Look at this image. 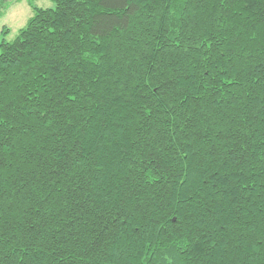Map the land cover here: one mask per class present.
<instances>
[{"label": "trees", "instance_id": "1", "mask_svg": "<svg viewBox=\"0 0 264 264\" xmlns=\"http://www.w3.org/2000/svg\"><path fill=\"white\" fill-rule=\"evenodd\" d=\"M52 1L0 43V264H264V0Z\"/></svg>", "mask_w": 264, "mask_h": 264}, {"label": "rangeland", "instance_id": "2", "mask_svg": "<svg viewBox=\"0 0 264 264\" xmlns=\"http://www.w3.org/2000/svg\"><path fill=\"white\" fill-rule=\"evenodd\" d=\"M31 3V5L29 4ZM52 0H0V43L11 41L33 15V7L54 8Z\"/></svg>", "mask_w": 264, "mask_h": 264}]
</instances>
